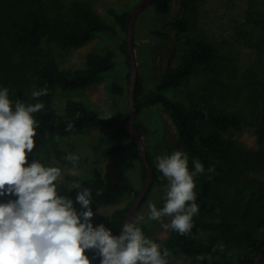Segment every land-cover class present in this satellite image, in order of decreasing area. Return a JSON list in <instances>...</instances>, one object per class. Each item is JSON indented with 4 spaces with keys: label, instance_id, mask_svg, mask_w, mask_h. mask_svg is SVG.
Wrapping results in <instances>:
<instances>
[{
    "label": "trees",
    "instance_id": "obj_1",
    "mask_svg": "<svg viewBox=\"0 0 264 264\" xmlns=\"http://www.w3.org/2000/svg\"><path fill=\"white\" fill-rule=\"evenodd\" d=\"M173 0H152L147 6L157 13H169ZM192 3V0H184ZM264 8V0H261ZM60 8V7H59ZM131 11L109 10L114 24L126 32ZM264 14V12H263ZM189 18L183 16L172 22L180 31H189ZM115 25L99 14L90 4L81 2L64 15L54 18L48 6L32 0H0V89H9V98L15 107L16 101L27 105L43 103L44 108L33 116L38 121L36 144L28 156V163L40 159L48 149L63 138L92 128L114 129V135H125L132 142L133 153L141 161L139 152L126 130L129 114L100 119L105 113L89 107L74 97L65 100L62 111L57 109L53 94L57 90L74 91L98 83L102 75L114 65V54L93 53L85 56L83 67L62 69L56 62H44L38 58L43 41L54 43L64 49H76L86 45L96 33H115ZM126 53V41L121 44ZM216 57L215 47L208 41L188 38L180 50L178 62L161 74L155 88L143 98L142 84L138 76L135 100L138 114L143 107L159 106L168 112L178 133V147L189 157V169L194 171V161L204 166V173L197 175L196 203L198 214L193 217L190 233L181 235L170 230L158 244L161 250L170 252L169 264H178L177 257L195 258L207 254L212 264H264V184L248 177L249 172L264 168V102L260 123L256 129L258 150L252 151L229 137L240 129L239 114L231 110H218L211 105L187 108L185 102L169 97L170 88L182 90L185 81L198 66L212 62ZM47 88V95L33 98V90ZM113 89L122 93L123 88L114 84ZM183 91V90H182ZM72 127L68 130V125ZM138 128V124L136 125ZM121 146L104 148L103 156L122 150ZM175 150V151H176ZM153 170V182L144 198L148 199L155 185L168 181L157 169V164L148 154ZM41 162L44 163L42 160ZM46 164V163H45ZM211 169V171H209ZM146 170L141 162V179ZM92 192L91 208L116 205L124 200V206L115 208L110 215L95 213L98 225L104 224L113 235H120L124 219L139 189L129 183L106 182L99 179L80 181ZM78 189L60 186L59 194L69 198L77 196ZM101 195L97 196L96 193ZM130 197V199H126ZM15 196H0V202L16 199ZM224 250L212 251L219 243ZM91 264H100L97 250H86Z\"/></svg>",
    "mask_w": 264,
    "mask_h": 264
},
{
    "label": "rangeland",
    "instance_id": "obj_2",
    "mask_svg": "<svg viewBox=\"0 0 264 264\" xmlns=\"http://www.w3.org/2000/svg\"><path fill=\"white\" fill-rule=\"evenodd\" d=\"M139 0H32L49 7L54 18L69 12L75 4L86 2L113 25L110 9L116 12L132 11ZM173 0L169 13H157L153 7H146L136 18L133 29V44L138 76L142 84L143 98L155 88V83L163 72L178 62L180 50L188 38L203 39L216 49V57L194 71L185 81L182 90L170 88L165 93L178 101L192 105H211L218 110H231L241 117L239 130L229 137L244 147L255 151L256 129L260 123L264 102V8L261 0ZM60 7V8H59ZM188 16L190 24L187 33H180L172 22ZM115 33H96L86 45L76 49H64L43 41L37 56L44 62H56L62 69L83 67L85 56L90 53L114 54V67L104 73L100 81L88 88L74 91L57 90L53 100L62 111L68 97L84 101L89 107L105 114L121 117L129 114L126 88L129 81V67L126 53L121 44L126 32L115 25ZM116 84L122 93L113 89ZM135 124L141 132L147 153L158 163L157 157L170 155L178 147L176 127L165 110L159 106L143 107ZM114 129L92 128L63 138L41 156L46 164L62 169L60 186H69L74 181L99 179L106 182L129 183L136 189L142 184L141 161L133 153L132 142L125 135H114ZM121 146L123 149L111 155L101 154L104 148ZM80 157L75 166L79 175L68 174L73 165L65 160L69 154ZM248 177L264 184V168L249 172ZM59 186V187H60ZM166 185H155L148 199L137 210L143 215L145 235L160 243L170 232L162 228L161 222L148 220L149 204L161 208L165 202ZM79 212L81 206L76 197L71 198ZM126 199H130L127 197ZM126 200L108 206L92 208L93 226H98L95 213L110 215L124 206ZM100 210V211H99ZM164 223L169 218H164ZM178 264H209L205 259L198 262L184 255L177 257Z\"/></svg>",
    "mask_w": 264,
    "mask_h": 264
},
{
    "label": "clouds",
    "instance_id": "obj_3",
    "mask_svg": "<svg viewBox=\"0 0 264 264\" xmlns=\"http://www.w3.org/2000/svg\"><path fill=\"white\" fill-rule=\"evenodd\" d=\"M31 95H47V88L33 90ZM43 108V103L26 106L20 101L13 107L9 89H0V196L17 197L0 202V264H91L86 254L90 249L97 250L100 264H169V250H161L160 244L145 235L143 215L125 222L120 235H113L104 224L94 227V199L89 188L80 181L70 185V190H79L78 212L68 195L59 194L63 174L59 166L41 162L44 157L28 163L38 126L33 114ZM111 117L105 114L100 119ZM71 127L69 124L68 130ZM65 160L73 165L68 174L78 176L79 155L69 153ZM157 161L168 184L163 206L149 204L148 220L161 222L164 230L190 233L193 217L199 212L194 178L204 173V166L195 160L191 171L189 157L181 150L158 156ZM164 218L169 222L164 223ZM224 247L221 242L212 251ZM195 259L212 264L207 254H197Z\"/></svg>",
    "mask_w": 264,
    "mask_h": 264
},
{
    "label": "water",
    "instance_id": "obj_4",
    "mask_svg": "<svg viewBox=\"0 0 264 264\" xmlns=\"http://www.w3.org/2000/svg\"><path fill=\"white\" fill-rule=\"evenodd\" d=\"M151 1L152 0H139L138 3L135 5L134 9L129 13L126 25V56L129 67V81L126 88V96L130 116L126 124V130L131 136L133 142L135 143V146L139 152L141 162L145 167L146 174L145 178L142 180L141 187L139 188L135 199L133 200L129 210L127 211L123 224L133 219V217L137 213V210L141 206L144 198L147 196L153 182V170L148 158L147 148L141 135V132L135 124L136 118L138 116V107L137 102L135 100L136 86L138 81V69L133 44V29L135 20L137 16L150 4Z\"/></svg>",
    "mask_w": 264,
    "mask_h": 264
}]
</instances>
